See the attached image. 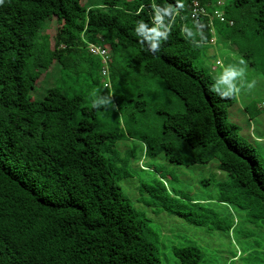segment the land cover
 I'll return each instance as SVG.
<instances>
[{
    "label": "trees",
    "instance_id": "16d2710c",
    "mask_svg": "<svg viewBox=\"0 0 264 264\" xmlns=\"http://www.w3.org/2000/svg\"><path fill=\"white\" fill-rule=\"evenodd\" d=\"M216 42L243 59L247 87L253 69L264 79V0H0V264H162L161 234L135 204L210 231L264 226V128L250 124L262 107L212 91L203 52ZM87 43L107 50L106 76ZM55 66L59 84L35 100ZM101 78L100 107L66 81ZM163 161L202 170L209 199ZM227 204L237 222L211 208ZM195 245H172L176 264H200Z\"/></svg>",
    "mask_w": 264,
    "mask_h": 264
},
{
    "label": "rangeland",
    "instance_id": "374dc122",
    "mask_svg": "<svg viewBox=\"0 0 264 264\" xmlns=\"http://www.w3.org/2000/svg\"><path fill=\"white\" fill-rule=\"evenodd\" d=\"M101 1L102 0H91V3L100 4ZM221 1L223 4L227 5L230 0ZM222 10L223 7L217 8V11L220 13ZM47 27L48 22L43 28ZM210 45L211 46L203 52V63L206 69H209L210 74L216 77V75L222 71L223 67L229 64L241 66V59H239V56L232 52L231 49H228L226 43L216 42L215 44L211 43ZM253 71L254 69L251 70L249 79H252L253 81L255 80L257 82H255L256 85L253 88H248L245 85L247 81V78L245 77L244 84L241 87L242 91L237 95V98L240 97V94H245L248 96H245L246 99L252 98L253 104H256L257 107H262L261 110H258L259 115L254 119L255 122L250 121V124L251 128L255 126L256 128L263 130L264 107L262 105L264 104V79L260 74L254 78ZM58 78L59 73L57 66L43 71L40 81L37 84L39 88H36V90L30 95L35 100L42 99L48 87L56 85L57 83L59 84V81L56 80ZM66 81L68 88H70L74 93H84L86 95L85 101L87 104L90 105V103L93 102L97 96H101V99H103L105 103H109L110 96H106L105 94L110 90L104 86L103 78H101L98 83H95L96 86L93 88H89L84 81H79V83H74L69 79H66ZM247 89L250 90V92ZM239 99L240 98H238V100ZM238 105L239 108L233 112L232 118L238 121L239 124L243 123L246 130L248 129V126L246 125L248 120L246 121L244 118L242 105L240 103ZM141 162H143V159L139 161L140 165H142ZM159 166H162V169L166 174H172L173 177L177 178L175 180L180 186H183L182 189L187 193L191 192V195H189L190 197L200 200L209 199L210 195H205L208 189L198 185L199 180L204 176L202 170L196 169V173H193V170L190 168L176 166L166 161L160 163ZM124 183L125 182H123V184ZM135 206L138 209H144L140 211L145 213L149 226L154 227L155 230L159 232V235L161 234V240H159L158 248L162 264H176V261L171 255L170 248L172 245L180 246L186 243H195V246L200 249L203 255V260L200 264H264L263 225L253 227L251 223L243 219L239 222L233 232L230 231L229 233H224L216 230L210 231L208 227L200 228L187 224L183 219L175 215H168L167 213H153L143 204H135ZM207 206L208 205H205V207ZM208 207L210 208V206ZM211 208L215 210L220 208L225 211L227 216H231V218L233 216L235 222L239 220L231 204L221 207L211 205ZM191 227L197 229L193 230ZM250 233H253L251 238H249ZM244 241H247L249 244L260 246V248L252 253L251 250H248L245 245L242 244ZM252 248H254V246H252Z\"/></svg>",
    "mask_w": 264,
    "mask_h": 264
},
{
    "label": "clouds",
    "instance_id": "9594fccd",
    "mask_svg": "<svg viewBox=\"0 0 264 264\" xmlns=\"http://www.w3.org/2000/svg\"><path fill=\"white\" fill-rule=\"evenodd\" d=\"M200 27V25H196L195 31L191 28L187 29L189 36L194 38L197 34H199L201 39H203V34L199 32ZM240 64H244L243 59L240 60ZM244 81L245 68L229 64L224 66L222 71L216 75L214 83L212 84V91L220 97H234L240 93ZM254 83L255 81H251L248 83V87L251 88ZM104 103L105 101L99 99L98 97L93 100L94 107H100Z\"/></svg>",
    "mask_w": 264,
    "mask_h": 264
},
{
    "label": "built area",
    "instance_id": "2783aa9c",
    "mask_svg": "<svg viewBox=\"0 0 264 264\" xmlns=\"http://www.w3.org/2000/svg\"><path fill=\"white\" fill-rule=\"evenodd\" d=\"M217 4L219 6L221 5L220 3ZM215 14L220 16L219 15L220 13L218 11H216ZM199 15H205V11L197 2L194 1L192 3L191 17L197 20V17ZM87 49L89 53H91L92 55L100 57L103 64L102 75L106 76L108 70V61H109L107 50L104 47L95 44H88Z\"/></svg>",
    "mask_w": 264,
    "mask_h": 264
}]
</instances>
